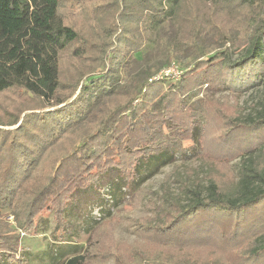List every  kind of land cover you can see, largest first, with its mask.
Listing matches in <instances>:
<instances>
[{
    "label": "trees",
    "instance_id": "trees-1",
    "mask_svg": "<svg viewBox=\"0 0 264 264\" xmlns=\"http://www.w3.org/2000/svg\"><path fill=\"white\" fill-rule=\"evenodd\" d=\"M87 1L0 0V264H27L21 235L37 234L49 215L55 239L70 232L65 211L77 204L78 192L107 188L114 205H137L142 182L165 165L175 172L178 161L179 192H168L167 183L166 195L148 199L155 215L144 220L143 233L169 241L175 224L209 215L214 222L212 214L227 221L264 203V88L253 113L243 115L237 105L217 109L229 130L261 131L239 151L237 173L224 168L231 179L222 181L219 167L207 168L205 160L200 171L185 167L201 152L210 108L208 99H187L193 83L207 79L240 90L264 78V0H106L79 7ZM113 6L117 13L107 21L102 13ZM148 28L157 31L163 57L144 64L135 54ZM173 62L181 64V78L158 77ZM24 110L32 113L21 117ZM188 110L190 136L183 126ZM110 219L90 228L87 240L111 235ZM110 248L118 260V244ZM147 251L130 264H226L177 245ZM262 251L264 233L250 254ZM90 256L87 249L63 264H89Z\"/></svg>",
    "mask_w": 264,
    "mask_h": 264
},
{
    "label": "rangeland",
    "instance_id": "rangeland-1",
    "mask_svg": "<svg viewBox=\"0 0 264 264\" xmlns=\"http://www.w3.org/2000/svg\"><path fill=\"white\" fill-rule=\"evenodd\" d=\"M105 2L106 0H88L85 3L78 2V5L79 7L82 5L88 7L93 3L103 4ZM116 13L117 7L113 6L102 13V17L108 18ZM80 14L76 12L75 16L82 23L84 16L82 13ZM107 21H109V18ZM81 23L78 24L81 25ZM156 39L157 31L146 29L145 44L141 51L135 54L137 59L142 60L144 64L154 63V61L163 57ZM238 57V53L235 52L232 54L231 59L236 61ZM262 57H264V53ZM167 67H169V70L165 71L164 74L158 75V77H166L170 80L181 78L180 75L183 68L180 63L173 62ZM97 72H100V68L97 69ZM155 77L157 78V76ZM203 81L201 85L193 83L196 89L187 95V99L192 100L198 98L208 99L210 108H207L209 113H206L205 122L201 121L203 123L200 137L201 152L195 155L191 161H187V166L185 167L200 171L201 162L205 160L207 168L219 167L216 172L219 179L222 181L223 179L230 180V175L225 174L223 169L229 168L232 174L237 173L240 166L239 151L243 150V147L247 146V144L253 143L258 135L257 133L261 131L248 129L229 130L225 124L227 123L225 117L217 109L221 108L224 113H227L237 105L243 115L253 113L254 109L251 105L259 99L262 93L264 78L262 77L258 83H250V85L240 90H233L223 84L211 85L212 83L207 79H203ZM77 92L79 91H76L68 102L77 96ZM22 99L25 101L26 98L23 97ZM59 107L56 108L60 109ZM46 110L49 109H38L34 112L41 113ZM25 113L30 114L32 112L24 110L20 114L21 117ZM192 113L191 110L186 111L188 117L186 121L188 123L183 126L186 128L184 130L187 136L191 135V130L193 129ZM183 126L179 124L180 132ZM4 128H12V126ZM182 144L184 147L189 148L187 151L188 155L191 154V151H194L193 149L191 150L192 141L189 138L184 139ZM177 164L180 165L177 170L181 172L183 166L180 161ZM174 170L171 164L165 165L156 174L143 181L141 185L144 188L140 191V197L138 198L140 202L137 205L120 204L119 201L118 205H114L113 198L109 194L110 190L107 188H102L101 191L94 189L85 193L78 192L76 194L77 200L79 199L77 204L68 206L69 210L65 211L70 232L59 240L55 239L51 233L53 221L51 215H49L42 220L37 234L21 235L22 255L20 257H25L27 264H63L71 256L84 255L85 250L88 249L91 254L89 264H130L134 255L140 254L142 251L147 253V249L150 250V247L162 246L170 249V247L177 245V247L183 249L190 248L203 255L206 259L215 261L219 259L226 264H264V251L255 256L250 254L252 245L259 235L264 233V203L234 214L227 221L223 217H216L215 214H212L215 219L214 222H212V218L209 215L203 216L204 222L199 219L193 220L188 225L175 224L170 232L171 240L169 241H165L155 233H143L144 220H151L155 215L154 206L152 207L148 199L150 198L154 201L155 192L158 196L166 195L161 186L163 184L165 186L167 183H169L168 192L172 194L179 192V182L175 180L176 176L174 175L177 170L175 172ZM203 172H205V169H203ZM230 172L229 174H231ZM74 199L75 196H73L72 201ZM97 203L100 205L98 206ZM117 206L118 208H116ZM6 218L10 219L9 216H6ZM109 218H111L109 222L113 223L114 226L111 235L106 232L104 239L103 236L98 235L99 243L96 238H92L89 242L87 239H89L90 228L98 222ZM149 222H147V225ZM210 224L212 226L207 227ZM113 243L115 245L118 244L116 253L121 255L118 256L116 261L113 252L107 254V251L111 249L110 245ZM124 256L129 259L127 262ZM11 262V260H6L4 264H10Z\"/></svg>",
    "mask_w": 264,
    "mask_h": 264
},
{
    "label": "built area",
    "instance_id": "built-area-1",
    "mask_svg": "<svg viewBox=\"0 0 264 264\" xmlns=\"http://www.w3.org/2000/svg\"><path fill=\"white\" fill-rule=\"evenodd\" d=\"M169 69H166L165 71L167 72ZM156 78V77H155Z\"/></svg>",
    "mask_w": 264,
    "mask_h": 264
}]
</instances>
